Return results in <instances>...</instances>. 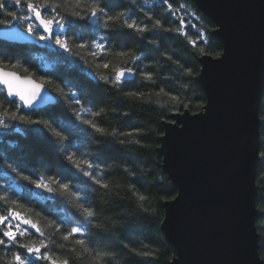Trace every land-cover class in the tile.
<instances>
[{
	"label": "snow or ice",
	"instance_id": "1",
	"mask_svg": "<svg viewBox=\"0 0 264 264\" xmlns=\"http://www.w3.org/2000/svg\"><path fill=\"white\" fill-rule=\"evenodd\" d=\"M10 2L13 6L19 7L20 12L9 10L5 0H0V14L4 17L0 18V25L9 29L15 26L16 35L27 33L36 40L48 41L69 55L79 56L81 60H84V57L75 49L86 51L92 57L96 70L110 68V62L106 59L112 55L110 41L118 36L129 35L114 31L112 26L117 23L140 34L141 40L148 39L143 35L144 33H155V37L159 38L150 39L148 43L154 45L156 50L163 47L162 41L175 38L164 36L163 33L174 32L177 36H183L188 45L196 49L201 57L211 55L212 59L220 60L225 55L224 52L210 54L207 50L211 43H215L214 39L210 40L208 29L197 27L195 24L188 25L184 16H177L179 12L184 11L200 20L187 3L173 7L170 0H161V3L166 5V13H170L179 21V27L172 29L165 27L166 21L162 22L161 19H155L151 15H147V19L152 22V26L149 27L148 24L133 19L129 12L110 14L111 7L107 3L102 4L101 0H10ZM135 2L136 0H131V3ZM144 3L147 4L148 0H144ZM78 21L90 23L93 38L85 40L83 32H79L76 33L79 37L78 42L68 34L75 31ZM189 26L196 29L195 39L187 32ZM101 30H104V34H100ZM222 30L221 25L219 29L210 31ZM161 56L165 63L176 65L171 75L164 74L163 71L154 73L149 70L148 65L141 67L143 60L148 58L146 53L137 54L131 49H121L115 52L119 64L112 67L109 74L105 75L102 71L94 70L90 76L103 85L115 89L117 93L122 92L123 97L128 101L138 105L158 104L161 109L169 113V118H163V123L183 127L182 121L178 122L170 117L182 116L184 112L181 109L189 110L192 102L187 97L182 98L179 90L162 85L186 77L189 83L181 84L180 89H188L191 78L196 73L192 67H186L171 53L162 52ZM18 66L22 67L19 61L12 62L0 54V95L5 97L7 104L16 108V111L10 112L4 107V101H0V141L3 136L9 134V130L21 131L10 123L11 121L27 125L44 124L50 128L51 136L65 153L63 159L71 167H64L57 175L38 174L35 179L32 176L21 175L20 179L28 181L36 189L51 193L53 199L62 197L70 200L78 215L66 214L59 217L58 221L48 220L47 227L51 232H47L39 221L16 210L21 207L19 200L11 199L7 194L8 189H3L4 194L0 195V201L10 206L7 207L6 213L0 214V249L4 251V255L0 256V264H73L74 261H83L84 264H121L122 256L125 258L123 264H159L162 256L159 248L152 246L151 242L144 243L142 240L132 238L129 229L135 227V224L126 217L118 219L105 215L103 204L89 199V194H94L99 200L104 201L105 198H122L121 194L126 193L128 199L138 205L139 209L148 211L147 204L150 197L140 190L146 183L145 174L141 172L137 175L136 168L128 161L120 165H110L104 159V152L109 146L108 138H117L121 146L135 144L144 148L145 145L137 139L146 135L144 130L137 126H132L127 131L103 127L101 118L108 115L106 109L96 106L92 100L87 99L79 85L70 87L66 93L61 85L50 88L53 83L51 80L42 77L37 81L31 74L21 76L16 71L5 70L7 67ZM24 72L27 73L28 69L25 68ZM146 84L153 87L148 91L141 90ZM129 85L133 86L131 90ZM51 91L58 93L59 97H63L72 106L75 122H61L58 128H51L46 121L33 120L31 116L19 114L21 108L36 112L42 104L58 103V98L53 97ZM117 99L121 100L120 97ZM199 107L203 109L205 105L200 104ZM111 112L120 114L117 108H112ZM258 112L257 118L264 123V106H261ZM191 114L199 116L198 112ZM122 115L127 117L128 113L123 112ZM33 131L39 132L40 129ZM171 131L173 130L170 129L169 132ZM160 135L163 136L164 133L161 132ZM73 137H78L79 143H74ZM101 137L104 139H99ZM93 145L97 146V154L92 159L83 158L84 153L81 156L77 155L82 147L91 148ZM256 154L260 161L264 162V150L257 149ZM7 168L12 172H18V167L12 163H8ZM115 168H119L131 179L132 182L128 183L126 188L108 179L113 175ZM72 169L76 170L75 173ZM19 170L22 171V167ZM60 176H65V179H60ZM81 177H86L87 180ZM72 179H78L79 182L73 184L70 182ZM253 182L256 191L260 193V203L255 208L264 217V168L260 169ZM80 184L85 187L81 188ZM19 192L20 189L17 188V194ZM176 199V196L171 197V200ZM35 234H38V242L36 240L22 242L25 237ZM258 235L264 237V222L259 225ZM56 249H65L69 253H79V255L62 256ZM260 251L264 252V239H261ZM251 264H264V256L254 257Z\"/></svg>",
	"mask_w": 264,
	"mask_h": 264
},
{
	"label": "trees",
	"instance_id": "2",
	"mask_svg": "<svg viewBox=\"0 0 264 264\" xmlns=\"http://www.w3.org/2000/svg\"><path fill=\"white\" fill-rule=\"evenodd\" d=\"M170 2L173 3V7H178L180 3H187L189 8L194 10L200 17V20H197L190 14H186L184 11L179 12L177 16H184L188 25L195 24L197 27L209 30L210 40H215V43H211L207 49L210 54L220 53L222 51L221 43L213 36L212 31H210L211 29H215L214 23L197 8L192 0H170ZM101 3L109 4L111 7L110 14H116L121 11L129 12L133 19H136L137 22L148 24L149 27L152 26V22L147 19V15H151L155 19H161L162 22L166 21L165 27L167 28L175 29L179 27L178 19L170 13H166V5H163L161 0H148L147 4L144 3V0H136L135 3H131V0H101ZM5 4L9 10L20 12V8L13 6L10 0H5ZM0 18H4L2 14H0ZM3 27L5 26L0 25V28ZM112 27L114 31L128 33L129 35L118 36L110 41L112 55L106 57L110 62V68L108 70H96L92 62V57L86 51H82L79 48L75 49L76 52L84 57V60H81L79 56L69 55L48 41H45L46 44L44 43L45 45L43 47L41 46L42 41H40V45L29 43L24 47H20V45L8 44L0 40V54H3L12 62L19 61V64L22 65V67H7L6 69L14 70L21 76L31 74L37 81L42 77L51 80L53 83L50 88L61 85L67 93L70 87L79 85L80 90L84 92L87 99L92 100L96 106L106 109L108 115L101 118L103 127L108 129L118 128L127 131L132 126H137L144 130L146 135L144 137H137L145 145L144 148H140L135 144H129L126 147L121 146L117 142V138H108L109 146L104 152V159L110 165H120L128 161L129 164L136 168L137 175H140L141 172L145 174L144 179L146 183L140 190L150 197L147 204L148 211L145 212L139 209L138 205L128 199L126 193L121 194L122 198H105L104 201L99 200L98 196L94 194H89V199L103 204V211L107 216H113L118 219L122 217L128 218L135 224V227L129 229L132 238L134 240H142L144 243L151 242L152 246L159 248L162 252L159 264H170L171 259L175 255V249L164 239L160 225L164 215L163 202L175 196L176 189L171 184L168 175L163 172L161 166L162 157L157 151L159 147L158 138L161 136L160 133L163 132V118H169V113L155 103L151 105H138L128 101L123 97L122 92L117 93L110 86L103 85L102 82L92 79L90 73L96 70L102 71L105 75L109 74L111 68L119 64L118 59L115 57V52L121 49H131L137 54L139 52L146 53L148 58L143 60L141 67L148 65L150 66L149 70L154 73L163 71L164 74L171 75L173 70L176 69V65L165 63L161 56L162 52L171 53L174 58L179 59L186 67H192L196 74L191 78L188 89H180L181 84L189 83L186 77L170 81L162 86L179 90L182 98H189L192 103L188 111L192 113L200 111L201 108L199 105H204L206 100L203 88L198 79L200 69L199 58L201 56L196 49L188 45L183 36H177L174 32L163 33L164 36L175 38L168 39L166 42L162 41L163 47L156 50L154 45L148 43L150 39L159 38L155 37V33H144L143 35L148 39L141 40L140 34L123 28L119 23ZM79 32H83L85 40L93 38L92 26L87 21H78L75 31H71L68 34L79 42V37L76 35ZM187 32L193 39L196 38L195 28L189 26ZM100 34H104V30H101ZM84 61L88 63L85 64ZM188 61H191V63ZM161 65H163V69H161ZM25 68L28 69L27 73L24 72ZM128 87L131 90L133 86L129 85ZM152 87L146 84L141 90L148 91ZM51 93L54 97L58 98V103L48 105L44 108H38L36 112L21 108L19 114L31 116L33 120L46 121L51 125V128H58L61 122H75L72 106L63 97H59V94L55 91H51ZM118 97L123 102L122 107L121 100H118ZM0 101H4V107L10 112L16 111L13 105L7 104L3 95H0ZM261 106H264V93ZM112 108H117L120 114H113L111 112ZM123 112H127L128 116L124 117L122 115ZM10 123L21 129V131L15 132L9 130V134L3 136L2 141H0V195L4 194L3 189H8L7 194L9 197L19 200L21 205L16 210L26 213L34 220L39 221L40 225L47 232H51V229L47 227V221H58L59 217L66 214L78 215L75 207L68 199L62 197L53 199L51 193L36 189L28 181L20 179V176L28 175L35 179L38 174L45 176L57 175L64 167L71 166L67 165V161L63 159L65 153L59 143L51 136L50 128L44 124L27 125L21 124L18 121H11ZM35 129H40V131H33ZM99 139L103 140L104 138L101 137ZM72 140L74 143H79L78 137H73ZM96 147L95 145L91 148L82 147L77 152V155L81 156L84 153L83 158L92 159L97 154ZM258 149L264 150V123L261 121H259ZM70 150L74 151V149ZM8 163L17 166L18 172H12L11 169L7 168ZM21 167L22 171L19 170ZM262 168H264V162H260L256 175ZM149 170L151 171L149 172ZM75 171V169H72L73 173ZM59 178L65 179V176H60ZM81 178L87 180L86 177ZM108 179L121 184L124 188L127 187L128 183L132 182L119 168H115L113 175L108 177ZM70 182L77 184L79 180L72 179ZM80 187L84 188L85 185L80 184ZM137 187L140 186L137 185ZM17 188L20 189L19 194H17ZM257 194L258 197L255 206L260 203V193L257 191ZM9 206L0 201V214L6 213L7 207ZM262 222H264V217L257 212L255 221L257 233L259 232V225ZM38 239V235L35 234L25 237L22 242H29L30 240H36L38 242ZM261 239H264V237L258 235L259 256H264V252L260 251ZM56 251L62 256L79 255V253H69L65 249H56ZM2 255H4V251L0 249V256ZM124 259L123 256L120 257L121 264H123ZM73 264H84V262L74 261Z\"/></svg>",
	"mask_w": 264,
	"mask_h": 264
},
{
	"label": "water",
	"instance_id": "3",
	"mask_svg": "<svg viewBox=\"0 0 264 264\" xmlns=\"http://www.w3.org/2000/svg\"><path fill=\"white\" fill-rule=\"evenodd\" d=\"M192 1L215 29L223 26L212 34L225 55L199 58L206 99L199 116L183 110L170 117L183 127L163 123L157 151L177 199L163 202L160 229L175 249L170 264H251L259 257L253 181L261 162L264 0ZM0 39L36 42L15 26L0 28Z\"/></svg>",
	"mask_w": 264,
	"mask_h": 264
},
{
	"label": "rangeland",
	"instance_id": "4",
	"mask_svg": "<svg viewBox=\"0 0 264 264\" xmlns=\"http://www.w3.org/2000/svg\"><path fill=\"white\" fill-rule=\"evenodd\" d=\"M4 28V27H3ZM4 40V39H3ZM5 41H8V40H5ZM8 42H13V41H8ZM15 43H17V42H15ZM30 42H28V43H20V44H29ZM45 41H42V44L40 43V41L39 40H36V42H32L31 44H33V45H40L41 44V46L43 47L45 44ZM9 70H11V69H9ZM14 71V70H13ZM34 231V230H33ZM38 235V234H37Z\"/></svg>",
	"mask_w": 264,
	"mask_h": 264
},
{
	"label": "flooded vegetation",
	"instance_id": "5",
	"mask_svg": "<svg viewBox=\"0 0 264 264\" xmlns=\"http://www.w3.org/2000/svg\"><path fill=\"white\" fill-rule=\"evenodd\" d=\"M0 40L3 41L4 43H8V44L13 43L14 45H20V47H24L26 45V44H20V43H15V42H8L3 39H0Z\"/></svg>",
	"mask_w": 264,
	"mask_h": 264
}]
</instances>
